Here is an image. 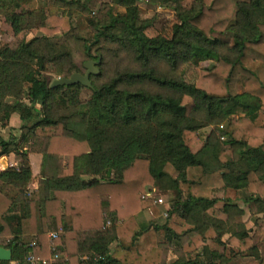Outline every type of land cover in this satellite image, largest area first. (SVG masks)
Here are the masks:
<instances>
[{
	"label": "trees",
	"instance_id": "1",
	"mask_svg": "<svg viewBox=\"0 0 264 264\" xmlns=\"http://www.w3.org/2000/svg\"><path fill=\"white\" fill-rule=\"evenodd\" d=\"M45 1L39 18L20 0H0V126L14 115L22 121L18 137L0 131V157L20 161L0 171V246L12 250L0 264L55 253L56 264H167L169 251L172 264L256 256L254 235L264 242V0H211L208 11L184 0ZM140 2L174 18H143ZM78 8L91 39L80 35ZM89 60L100 69L92 88L51 86V74L84 73ZM205 60L212 64L199 68ZM31 153L43 154L47 178L33 192ZM151 187L168 195L166 216L143 197ZM230 189L245 190L259 209L254 234L245 209L218 196ZM145 211L148 221L138 218Z\"/></svg>",
	"mask_w": 264,
	"mask_h": 264
},
{
	"label": "rangeland",
	"instance_id": "2",
	"mask_svg": "<svg viewBox=\"0 0 264 264\" xmlns=\"http://www.w3.org/2000/svg\"><path fill=\"white\" fill-rule=\"evenodd\" d=\"M105 2H109V0H103ZM22 3L26 6V7H32L35 9V11L37 12V15L40 17H42L44 12L48 11V6L46 4L45 0H22ZM211 3V0H184L183 1V5L187 8H194L196 10H199L201 7H203V5H205L207 11L209 8V5ZM139 7H140V12H141V16L143 18H153L154 16H156L157 14L164 18L166 21H170L174 18V12L172 10H170L169 8H162L158 5H151V4H145V3H139ZM73 8H76V6L74 5ZM79 10V15L76 17V23L80 28V35L84 38L87 39H91L92 35H93V30L91 29V27H89L87 20H86V14L82 13V9L78 8ZM122 10H124L122 7H118L117 8V12L120 11L122 12ZM95 19H98L99 17V7L97 9H95V11L91 14ZM209 24L211 22L208 21ZM213 37H219L222 40L228 42L229 44H233L234 43V39L233 36L231 34H213ZM12 40L11 36H7V40ZM79 42H76V40H72L71 41V48L73 49L75 56L78 60V62H82L84 60V55L82 52V48L80 45H78ZM96 48L92 47V51L91 53L96 56L98 55V53H96ZM212 62L205 60V61H201L199 64V68L202 67H206L211 65ZM86 72V69H85ZM84 72V73H85ZM51 76L56 79L59 78V76H57L56 74H51ZM245 81L246 78L245 76H239L238 77V81H237V85H238V92H244L245 90ZM86 96V93H84V97ZM17 115H14V117H16ZM17 118H19L17 116ZM19 120V119H18ZM16 125L18 128V126H20V121L16 122ZM21 129H19L16 133L17 134H21L20 131ZM11 132L10 129H5L3 134L4 135H8V133ZM37 155H35L33 157V160H36ZM229 196L231 197L235 202H237L241 207H243L245 209V220H246V225L248 228H252L253 230V234H254V230L256 229V225L253 222V219L255 216L259 215V209L254 206V205H250L246 202L245 198L247 196V193L245 190H228L226 192H219L218 196ZM163 198L165 199V207L167 206L166 203L170 200L168 195L163 196ZM142 215H140V217L142 218L143 215H147L148 219H151L152 216L149 212H142ZM253 216V217H252ZM225 239L228 238V236L224 237ZM254 242L257 243L259 245V253L254 256V257H249V258H241L239 256H232L231 254H229V256H232L231 261L229 264H264V242H260L259 241V236L258 235H254Z\"/></svg>",
	"mask_w": 264,
	"mask_h": 264
},
{
	"label": "crops",
	"instance_id": "3",
	"mask_svg": "<svg viewBox=\"0 0 264 264\" xmlns=\"http://www.w3.org/2000/svg\"><path fill=\"white\" fill-rule=\"evenodd\" d=\"M20 2H22V0H20ZM1 23H2V16L0 15V26H1ZM1 37H2V35L0 34V38ZM17 116L16 117H14V116L12 117L11 123L7 127L0 126L1 134L3 135V137L5 139H8L12 135L17 136V137L21 135V134H17L16 133L19 129H21L20 127L22 125V121L20 120V118H17ZM17 121H20V124H21L20 126H18V128H16L17 127V125H16ZM5 129H10L11 132H9L8 135H4L3 132H4ZM20 133H22V131ZM27 153H28V151H27ZM29 155H30L31 166H32V170H33V178H32L31 183L29 184L28 188H29V192H33L34 190H37L40 187V183L41 182H46L47 178L41 174L42 173L41 172L42 164H43V160H44L43 154L42 153H31ZM35 155H37L36 160H33V157ZM66 160H67L66 156L62 157V164H65ZM19 162L20 161L16 158L15 154H10V155H7V156L0 157V171H3V170H5V169H7L8 167H11V166L18 167L19 166ZM151 189L154 190L155 194L160 195L162 197L164 196V194L160 193L156 188H152V187L149 188V190H151ZM166 205H167L166 207H165V204L161 205L164 208V216H166L165 215V211L169 208V201L166 203ZM140 215H142V214L141 213L138 214V218L140 220H142V221L150 220V219H148L147 215L146 216L143 215L142 218L140 217ZM109 221L110 220H108L106 222L104 227H108L111 224V223L108 224ZM1 241H3V240L0 238V242ZM87 256L88 255H83L82 259L87 258ZM176 259H177V255L173 251H169V253L167 255V264H172ZM11 264H18V263L17 262H12Z\"/></svg>",
	"mask_w": 264,
	"mask_h": 264
},
{
	"label": "water",
	"instance_id": "4",
	"mask_svg": "<svg viewBox=\"0 0 264 264\" xmlns=\"http://www.w3.org/2000/svg\"><path fill=\"white\" fill-rule=\"evenodd\" d=\"M99 61L97 60H89L85 62L84 66L86 68L85 73L76 72L71 77H59L53 80L52 87L58 86H70L74 84L81 83L82 85L92 88L93 84L90 79L91 75H99L100 69L97 66ZM12 260V250L9 248H5L0 246V262L1 261H11Z\"/></svg>",
	"mask_w": 264,
	"mask_h": 264
},
{
	"label": "built area",
	"instance_id": "5",
	"mask_svg": "<svg viewBox=\"0 0 264 264\" xmlns=\"http://www.w3.org/2000/svg\"><path fill=\"white\" fill-rule=\"evenodd\" d=\"M143 197H150L154 199V203L158 204V205H164L165 204V199L160 196L155 194L154 190H149L147 193H145L143 195ZM165 215H167V213L165 212ZM111 222L109 221L108 224H110ZM58 235L57 232H51L49 234L50 238H56ZM60 256L58 253L53 254L50 258H44V259H40L37 258L35 255L30 254L27 258V262L29 264H55L58 260H59Z\"/></svg>",
	"mask_w": 264,
	"mask_h": 264
}]
</instances>
